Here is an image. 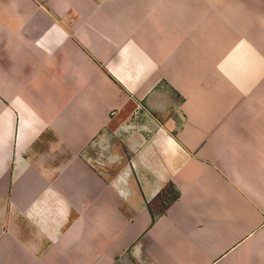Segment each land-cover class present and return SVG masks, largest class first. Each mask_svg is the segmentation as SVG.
<instances>
[{
    "label": "crops",
    "instance_id": "obj_1",
    "mask_svg": "<svg viewBox=\"0 0 264 264\" xmlns=\"http://www.w3.org/2000/svg\"><path fill=\"white\" fill-rule=\"evenodd\" d=\"M122 1L0 0V264H264V0Z\"/></svg>",
    "mask_w": 264,
    "mask_h": 264
},
{
    "label": "rangeland",
    "instance_id": "obj_2",
    "mask_svg": "<svg viewBox=\"0 0 264 264\" xmlns=\"http://www.w3.org/2000/svg\"><path fill=\"white\" fill-rule=\"evenodd\" d=\"M113 1H115V3H118L119 2V0H112V4H113ZM168 1L169 0H123L122 2H125L126 4H129V5L130 4L131 5L132 4H138V6L142 5V6H144V8L145 7L148 8V7H151L150 4H152V3H159V2H162L163 3V2H168ZM184 1H186V0H176V2H178V3L184 2ZM191 3H192V9H193V12H194L193 14H195L196 13L195 10L198 9V3L199 2H198V0H191ZM191 31H192L191 34L192 33L193 34H196V32L198 33V26L193 27ZM195 40H196V38H195V36H193V44H197V42ZM98 157H100V156L97 155V158ZM103 166H104L103 164H100L97 161V163H96V169H95L96 178H101L102 179L103 177H105V175L107 174V172H108V174L109 173H114V171H115V167H113L114 165H112V168L108 167V171H106V172L102 169ZM172 196H173L172 191L171 190L169 191L168 189H166L165 191H163L159 195V202H160V204L164 205L165 202H167V200L169 198H171ZM81 204L84 205L83 202ZM97 207H99V205H97Z\"/></svg>",
    "mask_w": 264,
    "mask_h": 264
}]
</instances>
